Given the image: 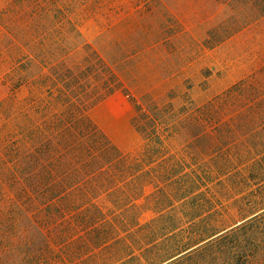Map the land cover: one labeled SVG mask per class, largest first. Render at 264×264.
Masks as SVG:
<instances>
[{
    "label": "rangeland",
    "instance_id": "obj_1",
    "mask_svg": "<svg viewBox=\"0 0 264 264\" xmlns=\"http://www.w3.org/2000/svg\"><path fill=\"white\" fill-rule=\"evenodd\" d=\"M152 125L168 164L141 193L128 190L133 172L104 162L101 145L133 162L145 144L140 126ZM259 138L264 0H0V264H162L154 248L81 250L93 231L116 224L115 202L126 196L142 224L179 219L171 246L196 241L205 219L231 233L264 212L250 215L264 178L225 194L214 183L200 210L185 195L166 206L163 193L185 185V159L212 164L216 139L245 155ZM52 188L61 192L51 203ZM95 206L102 220H91ZM229 238L244 244L229 258L224 243L199 251L202 243L163 264H237L253 254L264 264V217Z\"/></svg>",
    "mask_w": 264,
    "mask_h": 264
},
{
    "label": "trees",
    "instance_id": "obj_2",
    "mask_svg": "<svg viewBox=\"0 0 264 264\" xmlns=\"http://www.w3.org/2000/svg\"><path fill=\"white\" fill-rule=\"evenodd\" d=\"M147 120L149 121L148 117ZM150 122L152 121L150 120ZM146 128L147 126L145 128L140 126V129L143 132L145 144L139 158L135 159L133 162H128L129 158L122 156L117 149L114 148L112 150L107 148L109 142L104 141L102 143L104 145H101V154L104 162H108L113 169L119 171L123 170V172L127 170L133 172V174L129 177H132L131 180L127 182L123 180L122 182H126L125 186L128 190L130 189L128 187L137 185L138 188L140 187V193L143 191L144 181L150 182L149 180L154 179V175L152 174L155 172L154 170H159L160 173V169L163 165L168 164V159L166 157H162V151L165 152L164 140L163 136H161L162 133L159 132L157 125H152L148 129ZM217 136L219 137L222 135L219 133ZM100 138L101 140H105L102 137ZM215 141L211 147L212 149L208 152V157L212 162L211 165L201 163V156H191L190 160L185 159V185H177V188L174 189L175 194H170V189L164 191L163 201H165L166 206H168V204H171L170 206H174L175 199L178 198L176 200H180L185 195V199L189 198V201L185 203V206L188 205L191 209L200 210L209 204L208 194L211 193L210 188L214 183L218 185L220 189L219 193L225 194L229 192L231 193V189L238 190L243 188L248 185V182L253 180L261 181L264 178V139L259 138V142H261L260 147L252 149L253 152H249L251 150L247 151L245 155L241 153H232L230 150L228 152H224L220 148L223 144ZM195 145L200 148L199 142L193 146ZM156 162L160 164L157 167L154 166ZM239 164H241V166H245V169H236L235 166H238ZM240 170L250 172V174H242ZM166 171L167 169L163 172L165 173ZM136 173L138 175H136ZM260 184L261 185H259L260 187L258 188V190H260V195L258 197L260 201H258L259 207L252 211L250 215H255L264 210V185H262V183ZM60 192L61 190H57L56 188L50 189L46 195L47 199H51L52 203L53 200L59 198ZM137 196V198L140 197L139 194ZM132 202L133 201H131V199L127 196L123 200L116 201L115 206L120 210V213L115 215L116 224L110 222L106 225V227L93 231L89 235L87 243H85L81 250L83 252H89L93 249L105 250L106 252H109L111 256L118 254L119 256H127L134 254L135 251L142 252L157 250V252H161V254L164 255V257L159 260V262L163 264L202 243L203 244L199 247V251H204L224 243V247L228 248L225 257L229 258V252L232 250L236 251L237 248H241V246L244 245H239L240 243L234 245L235 243H233L232 240H229V237L234 233V231L240 228L242 229L264 217V212H262V215L259 214L252 219H249L242 225L235 227L231 233L226 232L224 234L221 233L227 230V226L213 227L209 220L205 219L203 221L206 226L203 231L199 233L196 241H192L184 247L181 245H176L175 247L171 246L169 244V240H165V238L169 237L170 233H174L178 228L174 227L179 222V219L159 214L157 217L142 224L138 215L135 213L137 212L138 207L134 208ZM162 208L163 207H160V209ZM160 209L158 208V210ZM47 210L53 217L55 216V213H60L53 205H51V207L49 206ZM103 216L104 212L102 209L95 206L92 217L90 218L91 220L96 221L98 219L102 220ZM189 218H192V221L196 220L195 217ZM247 218L248 216H243L242 220ZM228 226L230 227V225ZM103 228L106 230H103ZM117 232H120V234ZM115 234L117 236H115ZM153 248L155 250H152ZM246 248L244 247L241 250L245 251ZM175 260H178V258ZM258 261V256L253 254L244 256V260L242 262L238 260L237 264H257Z\"/></svg>",
    "mask_w": 264,
    "mask_h": 264
}]
</instances>
